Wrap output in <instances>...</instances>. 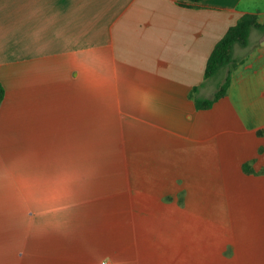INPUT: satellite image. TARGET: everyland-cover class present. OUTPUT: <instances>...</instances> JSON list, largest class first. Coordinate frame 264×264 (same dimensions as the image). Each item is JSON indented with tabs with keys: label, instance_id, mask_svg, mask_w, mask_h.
Instances as JSON below:
<instances>
[{
	"label": "crops",
	"instance_id": "0c3cea01",
	"mask_svg": "<svg viewBox=\"0 0 264 264\" xmlns=\"http://www.w3.org/2000/svg\"><path fill=\"white\" fill-rule=\"evenodd\" d=\"M247 14L264 0H0V264H264V28L196 106ZM179 159L246 192L239 230H170Z\"/></svg>",
	"mask_w": 264,
	"mask_h": 264
},
{
	"label": "rangeland",
	"instance_id": "374dc122",
	"mask_svg": "<svg viewBox=\"0 0 264 264\" xmlns=\"http://www.w3.org/2000/svg\"><path fill=\"white\" fill-rule=\"evenodd\" d=\"M179 161L171 168L167 167L163 177H172L173 181H176L175 186L178 185L177 183H182L186 189L159 190L158 195L162 193L166 195L158 200L161 205L156 202L159 214L177 215L174 217V227L171 225L170 230L174 233L188 232L191 242L198 241L199 235H202L201 231H206L207 234L213 236L215 232L226 233L236 227L239 230L240 222L234 221L235 218L230 214L239 212L236 202L239 197L246 198V192L243 195L244 191L237 190L236 187L224 181L223 175L212 174L207 166H198L197 162L194 164L191 162L186 169L187 161L184 159H179ZM144 176L146 179L142 184L150 186L148 180L150 175ZM150 191L149 189L142 190V193L148 195ZM152 209L154 210L153 207ZM176 219L184 221L176 223L178 222Z\"/></svg>",
	"mask_w": 264,
	"mask_h": 264
},
{
	"label": "trees",
	"instance_id": "16d2710c",
	"mask_svg": "<svg viewBox=\"0 0 264 264\" xmlns=\"http://www.w3.org/2000/svg\"><path fill=\"white\" fill-rule=\"evenodd\" d=\"M191 5H197L206 0H187ZM258 23L255 15L247 14L242 17L237 25L231 27L221 41L215 46L208 59L205 77L207 79L216 76L222 69L229 68V72L220 85L212 99H197L196 106L201 110H208L213 105L225 97L231 84V68L236 65L234 50L236 46L246 47L249 44L250 34L254 29H263ZM5 99V88L0 81V105ZM246 171V167H245Z\"/></svg>",
	"mask_w": 264,
	"mask_h": 264
}]
</instances>
